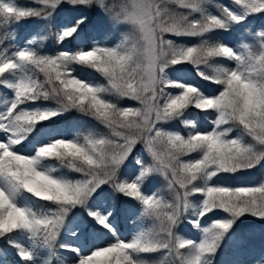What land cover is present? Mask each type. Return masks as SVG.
Here are the masks:
<instances>
[{
	"label": "snow or ice",
	"instance_id": "1",
	"mask_svg": "<svg viewBox=\"0 0 264 264\" xmlns=\"http://www.w3.org/2000/svg\"><path fill=\"white\" fill-rule=\"evenodd\" d=\"M255 172L264 0H0V264H247Z\"/></svg>",
	"mask_w": 264,
	"mask_h": 264
},
{
	"label": "trees",
	"instance_id": "2",
	"mask_svg": "<svg viewBox=\"0 0 264 264\" xmlns=\"http://www.w3.org/2000/svg\"><path fill=\"white\" fill-rule=\"evenodd\" d=\"M20 3H25V0H19ZM39 22L38 21H34V20H26L22 23V25L20 26V34L21 37H23L27 32H32L34 31V29L38 26ZM52 42L49 41L48 45L49 47H51ZM85 75H89L91 70H81ZM94 75V74H92ZM125 103V102H124ZM79 121L81 126H86V125H91L94 124V121H90L87 118H83V117H78L77 114L72 113L67 115L63 120L60 121L61 125H69L72 123H75ZM262 175H264V173L261 172H255L254 174H239V178H232V177H226V179L224 181H222V183H226L229 185H234V183H238L240 181L243 180H249L252 183L256 180H258ZM223 215V213H222ZM240 229H251L252 232L255 233V238L250 242V245L254 246L256 244H262V241H264V222H261L259 220H255L254 218L251 217H246L243 221V223H241L239 225ZM234 253V250H233ZM233 255V254H232ZM230 255V256H232ZM230 256L228 257H224L222 254L219 257L220 259H229Z\"/></svg>",
	"mask_w": 264,
	"mask_h": 264
},
{
	"label": "rangeland",
	"instance_id": "3",
	"mask_svg": "<svg viewBox=\"0 0 264 264\" xmlns=\"http://www.w3.org/2000/svg\"><path fill=\"white\" fill-rule=\"evenodd\" d=\"M23 40V38L21 39ZM177 127H179L177 125ZM245 184V183H243ZM238 185V184H237ZM221 216L219 213H215V217H219ZM212 215L210 216V218H215ZM206 223V221H205ZM130 227V226H129ZM124 235L127 236L128 235V227L126 228V231H124ZM260 249H255V248H246V249H238L237 252V256H236V260H240V261H245L247 262V264H251V261L258 255V253L260 252Z\"/></svg>",
	"mask_w": 264,
	"mask_h": 264
}]
</instances>
